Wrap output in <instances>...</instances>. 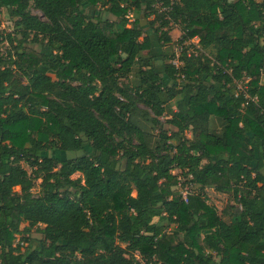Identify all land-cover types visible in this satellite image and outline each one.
<instances>
[{"label": "trees", "instance_id": "16d2710c", "mask_svg": "<svg viewBox=\"0 0 264 264\" xmlns=\"http://www.w3.org/2000/svg\"><path fill=\"white\" fill-rule=\"evenodd\" d=\"M0 264H264V0H0Z\"/></svg>", "mask_w": 264, "mask_h": 264}, {"label": "rangeland", "instance_id": "374dc122", "mask_svg": "<svg viewBox=\"0 0 264 264\" xmlns=\"http://www.w3.org/2000/svg\"><path fill=\"white\" fill-rule=\"evenodd\" d=\"M259 1V0H258ZM101 6V5H100ZM100 8V7H99ZM108 9H110V5L107 6ZM104 9V8H103ZM34 14H37L39 16L42 17V12L37 10V9H33L32 10ZM14 18L11 14V11L7 8L3 9V13H2V28L4 30V32L7 33H12L14 32L15 28H14ZM133 20V19H131ZM170 34L174 40L173 44L170 45H166V47L164 48H158L157 50H155V54L158 58H156L157 60V66H159L161 64V59L159 57V52L161 49L162 50H168V51H176L177 55H179V46L177 45V41L178 39L181 37L182 32L180 30V28L178 26L173 25L172 29L170 31ZM191 42H198V38H194V40H192ZM31 46L34 47V49L39 50V51H49V46L47 45V43L45 41H43V44H38V43H29ZM8 46V43L5 42L2 44L3 49H6V47ZM160 49V50H159ZM145 53H149L148 50L145 51ZM174 61V60H173ZM179 61V60H178ZM159 68L163 69L162 66H159ZM52 77L55 79V75H52ZM247 79L245 80L244 83H246ZM241 86L243 83H240ZM142 108L146 109V107L144 105H141ZM164 119V118H163ZM165 121V120H164ZM166 128H168V130H172V126L169 124H166ZM188 135H191V132H188ZM78 154V153H77ZM71 155V154H69ZM73 156V155H72ZM23 166L26 167L27 169L29 168L25 163H23ZM175 172V171H174ZM79 176H82L81 173H76L72 176V178H77ZM39 183L40 181L37 182V185L35 186V188L33 189L34 193H39L40 192V187H39ZM210 189V187H207ZM205 190V201L207 204L209 205H213L217 210H218V214L221 215L224 219H226L227 221H231L232 216L237 212L238 209V205L237 203L234 201L233 198V193L232 192H226L223 194H219L218 192H214L212 190L207 189ZM19 189V188H18ZM191 189L192 192L196 191V187L191 185ZM177 190V188H176ZM157 220V219H155ZM31 236L34 238H40L41 235L39 233H37L35 230H33V232L31 233ZM20 237V236H19Z\"/></svg>", "mask_w": 264, "mask_h": 264}, {"label": "built area", "instance_id": "2783aa9c", "mask_svg": "<svg viewBox=\"0 0 264 264\" xmlns=\"http://www.w3.org/2000/svg\"><path fill=\"white\" fill-rule=\"evenodd\" d=\"M130 15H132L131 13H129ZM179 59L176 58L174 59L173 63L177 66H179L180 61H178ZM178 171L175 170L174 173H177ZM186 178H184L182 175L178 176V185L177 188L179 190V195L181 197V199H183L184 201H188V197L189 195L192 193V189H191V184L186 183ZM241 208V206H240Z\"/></svg>", "mask_w": 264, "mask_h": 264}, {"label": "crops", "instance_id": "0c3cea01", "mask_svg": "<svg viewBox=\"0 0 264 264\" xmlns=\"http://www.w3.org/2000/svg\"><path fill=\"white\" fill-rule=\"evenodd\" d=\"M164 117H162V119H163ZM164 120V119H163ZM172 126V125H171ZM172 130H176V128L174 127V126H172V128H171ZM207 189H209V188H207ZM209 190H212V191H214V192H218L219 194H223V192H219V191H217L216 189H214V188H210Z\"/></svg>", "mask_w": 264, "mask_h": 264}]
</instances>
